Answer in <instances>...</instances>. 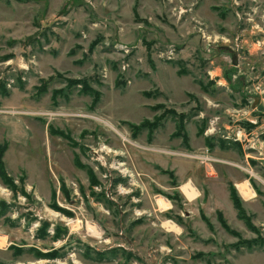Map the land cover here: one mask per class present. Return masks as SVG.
<instances>
[{
	"label": "rangeland",
	"instance_id": "rangeland-1",
	"mask_svg": "<svg viewBox=\"0 0 264 264\" xmlns=\"http://www.w3.org/2000/svg\"><path fill=\"white\" fill-rule=\"evenodd\" d=\"M255 1L0 0V264H264Z\"/></svg>",
	"mask_w": 264,
	"mask_h": 264
},
{
	"label": "trees",
	"instance_id": "trees-1",
	"mask_svg": "<svg viewBox=\"0 0 264 264\" xmlns=\"http://www.w3.org/2000/svg\"><path fill=\"white\" fill-rule=\"evenodd\" d=\"M9 57H11V56H8L7 59H8ZM5 93H7V92L4 91L3 94H5ZM148 125H150V126L156 128V124L149 123ZM177 130H178V129H177ZM180 133H181V132H180ZM177 135H178V134H177ZM180 135H181V134H180ZM183 138H186V141H188L187 136H184ZM205 140H206V143H208V144H210V145L213 144L211 138L207 137V138H205ZM209 147H210V146H209ZM6 150H7V145H6V144H4V145H0V176H1V177L3 178V180L5 181L4 183H6V184H10L12 180H8L9 177H8V175H7V173H6L5 163H4V154H5V151H6ZM232 188H233V187H232ZM233 190H234V191L232 192V199H233V201H234V203H235V206L238 208L240 215L243 216V211H244V210H243V208H242V206H241L242 201H241L240 197L237 195V192H236L235 188H233ZM240 215H239V216H240ZM242 218H244V217H242ZM44 226H45V225H44ZM249 227L251 228V230H254V229H255L254 226H253L251 223H249ZM42 232L46 233V229L42 228V229L40 230V233L42 234ZM256 243H257L256 240L253 239V240L251 241L250 245H253V246L255 247V246H256V245H255ZM22 252H23V251H18V253H22ZM35 256H36V258H39V259H51V258H49V255L41 254L40 252H35ZM98 260H99V259H98ZM99 261H101V260H99Z\"/></svg>",
	"mask_w": 264,
	"mask_h": 264
},
{
	"label": "built area",
	"instance_id": "built-area-1",
	"mask_svg": "<svg viewBox=\"0 0 264 264\" xmlns=\"http://www.w3.org/2000/svg\"><path fill=\"white\" fill-rule=\"evenodd\" d=\"M254 1V3H256V1L255 0H253ZM258 30V32L256 33V35L257 36H261V34L263 35V29L262 28H260V29H257ZM263 43H264V41H263ZM256 46H261V42H258V45H256ZM238 67H241V66H238ZM254 105V104H253ZM219 120V118H215V120H213L212 122H211V124H210V129L209 130H207V132H206V134L208 135V134H214L215 132H216V130H217V128H216V122ZM254 121H252V123H253ZM239 129V128H238ZM238 129H236V127L235 128H233V132H232V134H228V139H230V137H232V136H234V139L236 140V141H241V135L242 134H244V130L243 129H240L241 131H237ZM236 132V133H235ZM205 153L206 154H209V156L208 157H205L206 159H207V161H212V159L213 158H211L210 157V154H211V152H210V150L209 149H205ZM214 160V159H213ZM215 161H217V160H215ZM217 163H222L221 161H217Z\"/></svg>",
	"mask_w": 264,
	"mask_h": 264
},
{
	"label": "crops",
	"instance_id": "crops-1",
	"mask_svg": "<svg viewBox=\"0 0 264 264\" xmlns=\"http://www.w3.org/2000/svg\"><path fill=\"white\" fill-rule=\"evenodd\" d=\"M231 115V114H230ZM230 115H228L229 117H230ZM8 119H2L1 118V122H0V126H1V124L2 125H10L9 123L11 122L10 120V122L8 121V122H6ZM12 123H14V122H12ZM2 127V126H1ZM22 130H24L23 129V127L22 128H20V135H21V138L20 139H17L15 136H14V134H15V132H13L12 130H10L9 131V140H8V138L6 139L7 141H11V139L14 137V138H16L19 142H25L26 140H28V139H31V136H32V133L34 134V132H25V131H22ZM33 131V130H32ZM29 137V138H28ZM11 138V139H10ZM16 143V142H15ZM10 146V145H9ZM248 161V160H247ZM219 166V165H218ZM244 185H246V184H244ZM239 186H243V185H238V189H239ZM240 190V189H239ZM252 200V199H251Z\"/></svg>",
	"mask_w": 264,
	"mask_h": 264
},
{
	"label": "bare ground",
	"instance_id": "bare-ground-1",
	"mask_svg": "<svg viewBox=\"0 0 264 264\" xmlns=\"http://www.w3.org/2000/svg\"><path fill=\"white\" fill-rule=\"evenodd\" d=\"M190 187L188 189H185L186 193L192 197L193 191L195 190L194 187L192 185H189ZM242 186H239L240 191L242 192V194L244 196H250V191L252 192V190H250V187L247 186V190L241 188ZM187 188V187H186ZM253 193V192H252ZM175 229V228H174Z\"/></svg>",
	"mask_w": 264,
	"mask_h": 264
},
{
	"label": "water",
	"instance_id": "water-1",
	"mask_svg": "<svg viewBox=\"0 0 264 264\" xmlns=\"http://www.w3.org/2000/svg\"><path fill=\"white\" fill-rule=\"evenodd\" d=\"M259 102V100L258 99H256L255 100V103H254V105H253V108H255L256 106H257V103Z\"/></svg>",
	"mask_w": 264,
	"mask_h": 264
}]
</instances>
